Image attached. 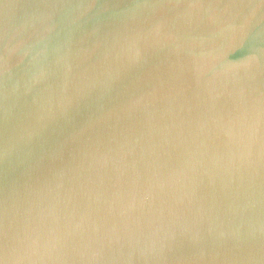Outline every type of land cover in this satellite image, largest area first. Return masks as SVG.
Returning a JSON list of instances; mask_svg holds the SVG:
<instances>
[{"label":"water","instance_id":"95a60500","mask_svg":"<svg viewBox=\"0 0 264 264\" xmlns=\"http://www.w3.org/2000/svg\"><path fill=\"white\" fill-rule=\"evenodd\" d=\"M0 264H264V0H0Z\"/></svg>","mask_w":264,"mask_h":264}]
</instances>
